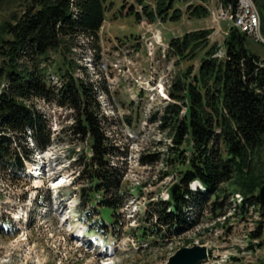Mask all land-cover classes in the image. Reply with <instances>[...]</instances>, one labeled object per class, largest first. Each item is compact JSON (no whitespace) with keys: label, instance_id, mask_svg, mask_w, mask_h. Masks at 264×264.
<instances>
[{"label":"trees","instance_id":"obj_1","mask_svg":"<svg viewBox=\"0 0 264 264\" xmlns=\"http://www.w3.org/2000/svg\"><path fill=\"white\" fill-rule=\"evenodd\" d=\"M16 1L20 10L0 25V166H13L22 175L34 152L52 144V129L35 101L69 108L74 120L63 131L69 135V157L80 168L75 182L81 187V219L88 232L111 234L110 226L120 223L128 200L123 167L128 148L110 136L104 120L99 93L108 89L98 86L87 66L71 57L80 36L99 43L107 0ZM139 1L150 23L178 22L184 15L190 19L211 16L210 0H157L155 10ZM177 1L183 2L185 10L176 7ZM254 2L264 34V0ZM237 3L223 0L225 7L235 8ZM212 33L197 29L169 41L167 57L174 59L179 70L172 76L161 114L153 117L164 137L145 148L139 161L146 167L161 163V180L177 173L182 192L174 197L170 191L169 200L160 198L150 204L149 220L155 221L153 227L142 228V237L180 236L198 224L206 208L217 214L229 206L224 185L230 182L236 193L260 202L264 58L252 48L250 37L235 27L222 45L212 42ZM57 53L64 58V67H55ZM183 63L187 65L181 68ZM78 144L83 145L80 151ZM194 181L201 187L191 189ZM140 184L142 190L147 182ZM96 215L101 219L95 220Z\"/></svg>","mask_w":264,"mask_h":264},{"label":"rangeland","instance_id":"obj_2","mask_svg":"<svg viewBox=\"0 0 264 264\" xmlns=\"http://www.w3.org/2000/svg\"><path fill=\"white\" fill-rule=\"evenodd\" d=\"M156 2L144 0V5L155 10ZM220 3V0H210L209 8L220 9ZM175 5L185 10L183 2L177 1ZM106 6V20L99 34V43L94 44L91 38L80 36L79 45L71 57L87 66L91 79L98 86L108 89V92L99 93L104 120L109 124L110 136L117 138L123 148H128L123 167L127 169L125 189L129 192L121 210L120 223L116 227L110 226L111 234L99 233V238H95V233L86 232L82 221L75 217L67 219L71 213L65 215L63 202L81 188L72 183L80 168L68 161L71 145L68 133L63 131L72 124L73 111L37 100L38 109L46 115L54 134L53 140L55 138L54 146L45 154L52 158L53 167L44 178L28 180L18 170L11 171V166H0V264L166 263L177 250L196 240H216V236H225L228 228H232L234 236H246L249 231L244 211L235 209L236 194L230 197L223 215L212 221H201L180 236L165 239L141 235L142 228L153 227L155 221L149 220L150 204L160 198L167 199L172 186L179 182L175 172L164 180L160 179L161 163L146 167L139 162L145 148L155 146L153 142L164 137L159 122L153 117L157 112L161 114L166 104L167 95L163 97L160 93L161 85L168 89L172 76L179 70L174 66V59L167 57L169 41L188 31L211 29L212 42L222 45L229 28L228 21L218 18L213 22L212 16L190 19L184 15L178 22L158 19L150 23L139 0H107ZM247 6L260 13L253 0H247ZM19 10L16 0H0V25ZM250 41L252 48L264 58V43L254 38ZM63 59L61 54H54L56 68L64 67ZM186 65L181 64V68ZM78 74L83 73L78 70ZM32 142L31 138L30 146ZM81 146L78 144L77 148L82 149ZM31 163L33 161L27 162V167ZM59 177L63 178L62 181L67 180L64 186L56 182ZM141 182H147L142 190L139 187ZM53 183L58 187L54 188ZM224 188L228 193L235 192L232 182L225 184ZM99 198L100 195L96 197ZM42 206H49L46 213L40 212ZM224 215L228 219L226 222ZM94 218L101 219L98 215ZM215 225L218 228H214Z\"/></svg>","mask_w":264,"mask_h":264},{"label":"built area","instance_id":"obj_3","mask_svg":"<svg viewBox=\"0 0 264 264\" xmlns=\"http://www.w3.org/2000/svg\"><path fill=\"white\" fill-rule=\"evenodd\" d=\"M218 13V18L230 20L235 27L248 33L256 41L264 42L251 8L247 6V0H238L234 9L229 6L220 9ZM213 14L215 17L216 12ZM245 220L250 224L252 236H234L232 228H228L225 236H216L213 241L207 239L208 260L203 264H264V236H259V230H255V225L250 223L246 214ZM195 243H199V240Z\"/></svg>","mask_w":264,"mask_h":264},{"label":"bare ground","instance_id":"obj_4","mask_svg":"<svg viewBox=\"0 0 264 264\" xmlns=\"http://www.w3.org/2000/svg\"><path fill=\"white\" fill-rule=\"evenodd\" d=\"M249 8V7H248ZM251 14L253 16V19H255V21L257 22V29H261V18H260V15L258 13V10L256 8H252L251 9ZM166 94V93H165ZM33 143V142H32ZM34 146V144L32 145ZM41 172L38 171V174H40ZM64 181V180H63ZM62 181V182H63ZM54 184V188H57L58 185L53 183ZM235 197V209L237 210H243L244 213L247 215L248 213L252 216L249 215V218L250 219V223L252 225H255V230H259V236H264V209L262 207V205L260 204H254V203H249L245 201L244 197L241 196L240 194H237ZM233 197V198H234ZM238 212L235 213V215L237 214ZM241 214V213H239ZM233 215V214H232ZM225 221L226 222L228 219H227V216H225ZM229 218V217H228ZM221 219V217L219 218V220ZM256 219V220H255ZM247 221V220H246ZM244 223V222H243ZM242 223V225H244ZM248 233L246 236H252V230H251V227H250V224L248 223Z\"/></svg>","mask_w":264,"mask_h":264},{"label":"water","instance_id":"obj_5","mask_svg":"<svg viewBox=\"0 0 264 264\" xmlns=\"http://www.w3.org/2000/svg\"><path fill=\"white\" fill-rule=\"evenodd\" d=\"M173 196L176 197L182 188L180 184H175L173 187ZM260 200L264 205V185L260 188ZM207 258V248L205 245H195L193 247H183L174 253L166 263L155 264H200Z\"/></svg>","mask_w":264,"mask_h":264},{"label":"clouds","instance_id":"obj_6","mask_svg":"<svg viewBox=\"0 0 264 264\" xmlns=\"http://www.w3.org/2000/svg\"><path fill=\"white\" fill-rule=\"evenodd\" d=\"M193 187H195V185H193Z\"/></svg>","mask_w":264,"mask_h":264}]
</instances>
